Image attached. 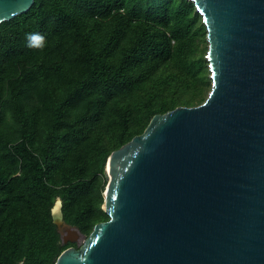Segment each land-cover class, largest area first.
Instances as JSON below:
<instances>
[{
	"label": "trees",
	"instance_id": "trees-1",
	"mask_svg": "<svg viewBox=\"0 0 264 264\" xmlns=\"http://www.w3.org/2000/svg\"><path fill=\"white\" fill-rule=\"evenodd\" d=\"M200 16L191 0H35L0 23V264H55L75 246L57 198L90 233L109 218L97 178L110 153L155 113L206 99Z\"/></svg>",
	"mask_w": 264,
	"mask_h": 264
},
{
	"label": "water",
	"instance_id": "water-1",
	"mask_svg": "<svg viewBox=\"0 0 264 264\" xmlns=\"http://www.w3.org/2000/svg\"><path fill=\"white\" fill-rule=\"evenodd\" d=\"M212 81L198 105L155 113L106 163L103 209L55 264H264V0H191ZM35 0H0V23ZM64 243L80 230L62 210Z\"/></svg>",
	"mask_w": 264,
	"mask_h": 264
},
{
	"label": "rangeland",
	"instance_id": "rangeland-1",
	"mask_svg": "<svg viewBox=\"0 0 264 264\" xmlns=\"http://www.w3.org/2000/svg\"><path fill=\"white\" fill-rule=\"evenodd\" d=\"M197 11H198V10H197ZM198 12H199V11H198ZM199 14H200V12H199ZM200 15H201V14H200ZM196 24H197V29H198V31H200V35H201L200 38L204 39V41H205V45H206L205 57H206V52H207V50H208V41H207V36H206V35H207V30H206V26H205V24H204V22H203L202 15L200 16V20H199V19L197 20ZM202 24H204V28H203ZM206 59H207V58H206ZM207 61H208V60H207ZM209 71H210V70H209ZM209 77H210V73H209ZM210 79H211V77H210ZM210 83H211V85H212V81H211ZM208 93H209V91H208ZM105 169H106V168H105ZM92 176H93V175H92ZM92 176H91V177H92ZM97 183H98V188H100V187L102 186V184L104 183L103 190H102V194L104 195V192H105V190H106V186H107V183H108V179H107V177H106V181L104 182V180H103V176H102L101 174H99V177L97 178ZM103 204H104V202L102 203V206H103ZM71 225H73V224H71ZM73 226H75V225H73ZM75 227H77V226H75ZM78 228H79V227H78ZM79 230H80V236H79L76 240H74V241L69 240L66 244L73 243L75 246H80V245L83 243L85 237H86L89 233H88V232H85V231H82L80 228H79ZM61 240H62V238H61ZM62 243H64L63 240H62ZM19 264H22V262H20Z\"/></svg>",
	"mask_w": 264,
	"mask_h": 264
},
{
	"label": "clouds",
	"instance_id": "clouds-1",
	"mask_svg": "<svg viewBox=\"0 0 264 264\" xmlns=\"http://www.w3.org/2000/svg\"><path fill=\"white\" fill-rule=\"evenodd\" d=\"M25 39L27 41L26 47L28 48H44V36L40 35L39 33H27L25 35Z\"/></svg>",
	"mask_w": 264,
	"mask_h": 264
},
{
	"label": "bare ground",
	"instance_id": "bare-ground-1",
	"mask_svg": "<svg viewBox=\"0 0 264 264\" xmlns=\"http://www.w3.org/2000/svg\"><path fill=\"white\" fill-rule=\"evenodd\" d=\"M54 215L57 220H61V207H60V200L57 199L55 205L53 206Z\"/></svg>",
	"mask_w": 264,
	"mask_h": 264
},
{
	"label": "flooded vegetation",
	"instance_id": "flooded-vegetation-1",
	"mask_svg": "<svg viewBox=\"0 0 264 264\" xmlns=\"http://www.w3.org/2000/svg\"><path fill=\"white\" fill-rule=\"evenodd\" d=\"M78 247V246H77Z\"/></svg>",
	"mask_w": 264,
	"mask_h": 264
}]
</instances>
